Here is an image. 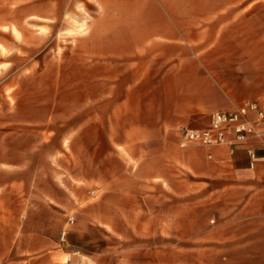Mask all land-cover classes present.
<instances>
[{
	"label": "crops",
	"instance_id": "0c3cea01",
	"mask_svg": "<svg viewBox=\"0 0 264 264\" xmlns=\"http://www.w3.org/2000/svg\"><path fill=\"white\" fill-rule=\"evenodd\" d=\"M97 1L106 25L95 27L94 59L77 82L52 92L49 106L16 103L15 121L0 122V264L111 263L112 239L163 235L165 220L150 214L154 191L181 202L197 178H264L261 146L254 170L246 146L180 147V130L205 127L211 112L264 104L261 0ZM250 222L264 224L203 222L191 235L211 242L237 227L228 264H246Z\"/></svg>",
	"mask_w": 264,
	"mask_h": 264
},
{
	"label": "rangeland",
	"instance_id": "374dc122",
	"mask_svg": "<svg viewBox=\"0 0 264 264\" xmlns=\"http://www.w3.org/2000/svg\"><path fill=\"white\" fill-rule=\"evenodd\" d=\"M253 1L243 5L252 6ZM258 4L264 11V0ZM101 10L97 0H0L1 123L15 121L16 103L49 106L52 92L56 96L77 82L85 60L94 59L93 44L100 37L95 27L106 25L98 21ZM246 36L247 43L256 37L254 32ZM256 53L247 46V58ZM192 188L181 202L167 189L154 191L150 214L165 220L163 235L145 237L138 231L128 240L112 239L107 242L111 263L108 258L102 264H228V258H237V240L228 237L237 227H220L223 233L211 242L201 240V232L199 241L191 233L196 225L204 230L203 222L213 227L231 218L264 220V178L248 183L197 178ZM174 219H180L181 226L174 227ZM245 231L246 264H264V224L246 223Z\"/></svg>",
	"mask_w": 264,
	"mask_h": 264
},
{
	"label": "built area",
	"instance_id": "2783aa9c",
	"mask_svg": "<svg viewBox=\"0 0 264 264\" xmlns=\"http://www.w3.org/2000/svg\"><path fill=\"white\" fill-rule=\"evenodd\" d=\"M227 147L230 153L238 146H246L248 167L254 170L258 155L255 146L264 149V104L244 101L229 110L213 111L203 128H182L180 147ZM66 232L61 233V239Z\"/></svg>",
	"mask_w": 264,
	"mask_h": 264
}]
</instances>
